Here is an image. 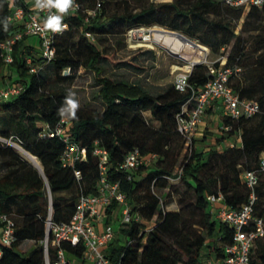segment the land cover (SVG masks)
<instances>
[{
  "label": "trees",
  "instance_id": "obj_1",
  "mask_svg": "<svg viewBox=\"0 0 264 264\" xmlns=\"http://www.w3.org/2000/svg\"><path fill=\"white\" fill-rule=\"evenodd\" d=\"M98 1L94 17H87L85 10L94 9L97 0H76L81 10L63 15L67 27L55 38V57L51 62L46 63L26 37L14 46L11 64L4 66L0 58V70L11 68L22 85L18 96L0 102V137L18 143L40 162L43 171L42 177L11 147L0 143V214L11 217L15 236L11 246H0V264H44L40 242L45 233L48 193L52 220L67 222L80 195L97 194L101 176L99 160L93 154L95 148L107 153L108 182L119 185L132 211L144 221L114 224L129 241L109 246L106 254L113 264H201L206 254L219 257V246L230 243L232 235L227 226L213 220L207 197L221 195L229 209L239 208L248 195L240 175L255 169L259 156L264 154V6L244 9L225 6L219 0H173L159 4L136 0L140 2L138 10L131 11L130 0ZM109 1L125 10L106 14ZM0 5L3 41L17 28L9 22L5 31L3 20L9 16V4L0 0ZM152 25L179 31L207 47L210 54H224L226 67L240 69L230 76L228 85L240 99L254 100L260 107L249 118L222 117V129L230 128L223 130L227 139L239 136L240 144L223 151L200 152L193 147L192 138L188 147L185 137L177 131L176 115L189 93H179L173 85L151 95L137 85L103 78L99 80L102 110L78 108L75 119L67 112L59 114L70 95L69 87L60 82L72 80L80 67L99 73L98 63L104 59V52L90 40L96 36L124 35L129 29ZM75 30L79 36L74 42ZM26 58L31 59L33 72L25 64ZM66 70L69 73L62 76ZM209 80L204 64L194 66L188 77L194 90L202 89ZM145 113L150 114L155 125L149 124ZM62 118L71 123L74 141L86 150L85 161L75 167L80 172L79 180L72 169L60 164L64 143L57 137H40L43 126L54 128ZM133 150H138L141 157L155 155L151 167L131 172L119 169L125 155ZM173 177L179 178L177 186L168 182ZM262 189L264 173L256 188L255 212L260 217H264ZM73 190L75 196L71 199L62 197ZM163 190L164 198L159 194ZM171 190L178 194L177 207L168 209ZM115 208V202L107 208L106 223ZM24 242L36 245L26 257L18 253ZM67 250L81 254L79 249ZM254 251L253 264H264V241L257 240Z\"/></svg>",
  "mask_w": 264,
  "mask_h": 264
},
{
  "label": "built area",
  "instance_id": "obj_2",
  "mask_svg": "<svg viewBox=\"0 0 264 264\" xmlns=\"http://www.w3.org/2000/svg\"><path fill=\"white\" fill-rule=\"evenodd\" d=\"M6 1L9 4L10 24L17 29L10 37L0 41V58L3 65L7 66L13 62L14 46L24 37L35 38L41 58L46 63L51 62L55 57V38L66 28L59 33L46 29L44 22L49 11L36 8L35 0ZM219 1L232 8L249 9L250 7L261 8L264 6V0ZM98 2L97 0L94 9L85 10L87 17L96 15L99 9ZM80 10V4L74 0V6L69 9L67 14H76ZM51 11L56 12L55 9ZM62 24L67 26L63 19ZM137 29H129L126 32L125 37L128 45H138V42L143 41L142 31L139 34ZM87 36L90 35L87 34ZM204 51L205 56L199 62L207 67L210 80L202 89L194 90L188 83L189 74L194 67L192 62H186L183 67H176L172 81L176 91L182 94L189 93L176 115L177 131L185 137L186 145L191 143L202 116L215 102L221 103L223 117L232 120H237L240 117L249 118L260 111L256 101L240 99L228 85L230 76L238 73L240 69L226 67L225 59L222 57L216 62H210L206 58V48ZM216 63L218 65H215ZM25 64L30 67V72L34 71L30 58L25 59ZM66 72L69 73L68 70ZM21 91L22 85L19 82L6 83L0 89V98L2 101L11 100ZM71 129V123L62 118L54 128L43 126L40 137H57L64 143V149L59 158L60 164L64 168L72 169L75 178L79 180L80 172L75 167L76 164L85 161L86 150L74 141ZM229 129L228 126L223 128L224 131H229ZM240 142V137L237 136L235 141L226 147L232 148ZM93 154L99 160L101 176L97 194L80 195L75 203L73 214L67 222L55 223L52 220L51 200L47 190L49 207L44 222V237L40 242L44 264H113L106 254L109 246L114 242L124 245L129 240L115 229L112 222L120 224L144 223L143 219L132 211L125 195L120 191L119 185L108 182L105 174L107 153L100 148H95ZM155 158V155L141 157L138 150H133L125 155L119 169L123 172H131L139 167H148ZM262 173H264V154L259 156L255 169L245 171L240 175L241 183L247 189L248 195L246 201L237 209H229L223 203L221 195L207 197L213 217L227 226L231 230L232 236L230 243L219 246L221 256L206 254L201 264H253L256 241H264V217L258 216L255 212L258 200L256 188ZM112 202L116 203V208L109 216L110 221L106 223L108 218L106 210ZM147 230L148 228L145 231ZM14 242V223L10 216L0 214V246L9 247ZM67 247L81 250L80 256L68 251Z\"/></svg>",
  "mask_w": 264,
  "mask_h": 264
},
{
  "label": "rangeland",
  "instance_id": "obj_3",
  "mask_svg": "<svg viewBox=\"0 0 264 264\" xmlns=\"http://www.w3.org/2000/svg\"><path fill=\"white\" fill-rule=\"evenodd\" d=\"M172 1L173 0H147L148 3L151 2L155 4L170 3ZM139 4L140 2H137L136 0H130L128 9L131 11H137ZM106 10H107L106 14H111L114 13L115 11L122 12L123 10H125V7L122 5L117 7L114 5L112 1H109V3L106 5ZM242 21H243V17L241 18L236 28L235 31L236 33H238L239 31L240 24ZM155 26H157L161 30L174 31L159 25H152L149 27H139L138 29L137 28L136 29L139 31V34L140 31H142V36H144L146 32H148L151 29H154ZM174 32L182 34L179 31H174ZM78 36L79 35L75 30L72 34V39H73L72 41L75 42ZM184 36L190 39V37L186 35ZM27 40L29 41L30 44L33 43L35 44V47L37 46V40L35 38H28ZM90 41L93 44L99 46L100 50L104 52V59L99 61L98 63L99 73H95L93 70H89L84 67H80L77 70V72L74 74L75 76L72 80L60 82L61 86L69 87L70 89L69 97L71 96L72 99L78 101L79 104L78 108H90L98 111L103 109L104 104L100 94L102 88V85L99 83L100 79L107 78L112 81L128 82L130 84L141 87L151 95H157L162 91H164L168 86L172 85L175 68L183 67L186 62H190V60L187 57H185V55L171 54L169 50L160 47L156 44L149 45L147 43L142 44L141 42H138V45H134V46L128 45L126 42L125 34L124 35L116 34V35L99 36V37L96 36L94 40H90ZM205 48L207 53L206 58L210 62H216L220 57H222V55H224V54H220V56H214L209 53V49L207 47ZM221 51H222L221 53H224L223 51L225 50L222 49ZM61 75L66 76L67 72L63 71ZM17 81L19 80L17 79L16 74L11 68L2 67V69L0 70V84H2V86H4L6 83H10V82L15 83ZM1 88L2 87H0V89ZM4 101L5 102L9 101V99H5L2 101L0 98V102H4ZM212 112H213L212 109H210V111H206V116L209 117L210 114H213ZM216 115L218 121H221L222 116L220 111L218 113L216 112ZM144 116L150 125H155L154 122L150 119L149 113H145ZM209 129L211 128L205 127L201 131L202 134L201 135L199 134L197 138L193 139L194 141L193 147L195 146V144L201 145V149H198V151L200 152H203L204 149H208L210 146L209 143H211V141L219 143V142H223L228 138L227 133H224L222 128H217L216 131H218L219 135L223 136V138L220 139L219 141H216L217 138H215L216 136L214 134V130H209ZM196 131L194 132V134L196 133ZM0 143L5 146L11 147L13 149V147L4 140H2L1 137H0ZM12 143L22 148L18 143L13 141ZM190 146L191 145L189 144L188 147ZM226 148H227L226 146L225 147L223 146V148L217 146L214 147V149L217 151H223V149ZM151 165H149L148 167H151ZM168 182L172 186H177L179 183V178L177 177L168 178ZM163 193H166V190H163L161 193H159L162 198H164ZM74 196H75V190H73L72 192H67L62 194V197H64L67 200L71 199V197ZM177 199H178V194L174 190H171V197L168 198V200L171 203L168 205V209H173L177 207ZM260 199H261V207L264 208V189H262L261 191ZM213 220L216 223L218 222L215 219V217L213 218ZM35 248L36 245L34 243L24 242L21 245L20 249L18 250V253L21 256L26 257L31 252H33Z\"/></svg>",
  "mask_w": 264,
  "mask_h": 264
},
{
  "label": "bare ground",
  "instance_id": "obj_4",
  "mask_svg": "<svg viewBox=\"0 0 264 264\" xmlns=\"http://www.w3.org/2000/svg\"><path fill=\"white\" fill-rule=\"evenodd\" d=\"M162 31L164 30H161L160 28L155 26L154 29H151L148 32H146L147 34L144 35L143 41L140 42L142 44L147 43L149 45L156 44L175 54L185 55V57H187L190 60V62L199 61L201 58L205 56V51H204L205 47L200 46L199 48H193L190 44L186 43L184 40L176 36L166 34ZM7 143L11 145L13 149L16 151V153L26 162L39 169L41 168L40 162L30 153H28L27 151H25L24 149L20 148L18 145L10 141Z\"/></svg>",
  "mask_w": 264,
  "mask_h": 264
},
{
  "label": "clouds",
  "instance_id": "obj_5",
  "mask_svg": "<svg viewBox=\"0 0 264 264\" xmlns=\"http://www.w3.org/2000/svg\"><path fill=\"white\" fill-rule=\"evenodd\" d=\"M74 6V0H35V7L40 10L47 9L49 15L44 22V27L53 32H62L67 26L62 24L63 15H66L70 8ZM2 7V5H0ZM55 9L56 12L53 13L51 10ZM10 18H4V29L7 31ZM65 107L60 109V115L63 116L65 112L69 114L72 119L76 118V112L78 110L79 104L77 100L70 97L65 99Z\"/></svg>",
  "mask_w": 264,
  "mask_h": 264
},
{
  "label": "crops",
  "instance_id": "obj_6",
  "mask_svg": "<svg viewBox=\"0 0 264 264\" xmlns=\"http://www.w3.org/2000/svg\"><path fill=\"white\" fill-rule=\"evenodd\" d=\"M31 46L35 47V44L32 43ZM202 47H204V46H202ZM0 87H2V84H0ZM210 109H212V111H213L212 113L213 114H210V116L207 117L206 116V112H205V114L201 118L200 124L198 125V127L196 129L197 131L194 134L193 139L197 138L199 134L201 135L202 134L201 131L205 127H210L211 129H209V130H214V134L216 136L215 138L221 137L219 135L218 131H216V129L217 128H222V120L221 121H218L216 112L218 113L220 111L221 116L223 117V114H222V105L219 102H215V103H213V105L210 108L207 109V111H210ZM207 120H209V121H207ZM234 141H235V138L234 137H231V138L226 139L223 142H219V143H216L214 141H211V143H209V145H210L209 148L208 149H204L203 152H207L210 149H214L215 146L223 148V146L225 147L229 143H232ZM204 144H206V143H204ZM194 148L198 151V149H201V145L200 144H198V145L195 144ZM112 224L114 225L116 223L115 222H112Z\"/></svg>",
  "mask_w": 264,
  "mask_h": 264
},
{
  "label": "water",
  "instance_id": "obj_7",
  "mask_svg": "<svg viewBox=\"0 0 264 264\" xmlns=\"http://www.w3.org/2000/svg\"><path fill=\"white\" fill-rule=\"evenodd\" d=\"M162 32H164V33H166V34H169V35L176 36V37H178V38L184 40L186 43L190 44L193 48H199V47L201 46V45L195 43L194 41H192V40L186 38L184 35H182V34H180V33H177V32H174V31H165V30L162 31ZM146 34H147V33H146ZM169 52H170L171 54L176 55L175 53H173V52H171V51H169ZM192 63H193L194 66L200 64L199 61H195V62H192ZM23 160H24V159H23ZM24 161H25V160H24ZM27 163H28V162H27ZM28 164H29V163H28ZM30 165H31V164H30ZM31 166L34 167V168L38 171V173L43 177L42 167L39 169V168H37V167H35V166H33V165H31Z\"/></svg>",
  "mask_w": 264,
  "mask_h": 264
}]
</instances>
